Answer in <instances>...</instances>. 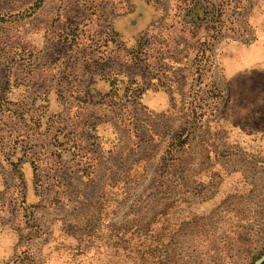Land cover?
Here are the masks:
<instances>
[{
	"label": "rangeland",
	"instance_id": "obj_1",
	"mask_svg": "<svg viewBox=\"0 0 264 264\" xmlns=\"http://www.w3.org/2000/svg\"><path fill=\"white\" fill-rule=\"evenodd\" d=\"M173 2L0 0V264L264 254V0H196L132 63Z\"/></svg>",
	"mask_w": 264,
	"mask_h": 264
},
{
	"label": "trees",
	"instance_id": "obj_2",
	"mask_svg": "<svg viewBox=\"0 0 264 264\" xmlns=\"http://www.w3.org/2000/svg\"><path fill=\"white\" fill-rule=\"evenodd\" d=\"M173 3H174L173 7L170 10V12L165 15V19L166 20L168 19L170 21L168 23L165 22V24H164L165 26L163 25L162 30L157 31V33H159L158 36L153 37V39H150V38H144L143 40L140 39V40H138V42L135 43L136 45H134V47L136 48L137 52L133 51V53H131V56L129 57V59L132 63H134L138 60H141V59H146V57L148 56L149 49L151 48V46L155 45L156 43H159L160 45L164 46L165 48L169 47L170 45L168 43H164V41L166 40L165 33L169 29L172 30V28L175 30L178 29L179 32L183 31V28L181 25L182 18L189 17L188 22H190V27L194 26V23H197V26H198L199 23L204 19L206 11H203V14H204L203 17H200V15L196 14V13H194V17L192 16V12L196 7H200L203 10H205V6L198 5L200 3H196V0H174ZM233 25L234 26L230 27L229 30L234 34V30L232 28L235 27V23ZM213 28H215V27H213ZM192 34L195 35L196 31H192ZM218 34L219 33H216L213 35V33H212V34H206L204 37L198 36L194 41L196 42L198 39L199 40L202 39V47H198L197 49L195 47L196 45L190 46L188 43H181L183 46L182 49H185L186 52H187V50H191V49L196 50V52L198 53V54L195 53L196 57L198 55L200 57V60H201L202 57L204 56L205 60H207L209 58H208V53H206V52L208 51V48H210V46L214 44L212 42H213V40L215 41L218 38ZM244 42L247 43V41H244ZM166 50L167 49L161 50L159 55L164 54L166 52ZM188 56H184V57H186V59H187ZM142 57H144V58H142ZM116 74H118V73H116ZM261 264H264V262H262Z\"/></svg>",
	"mask_w": 264,
	"mask_h": 264
},
{
	"label": "water",
	"instance_id": "obj_3",
	"mask_svg": "<svg viewBox=\"0 0 264 264\" xmlns=\"http://www.w3.org/2000/svg\"><path fill=\"white\" fill-rule=\"evenodd\" d=\"M264 262V254H262L255 262L254 264H261Z\"/></svg>",
	"mask_w": 264,
	"mask_h": 264
},
{
	"label": "crops",
	"instance_id": "obj_4",
	"mask_svg": "<svg viewBox=\"0 0 264 264\" xmlns=\"http://www.w3.org/2000/svg\"><path fill=\"white\" fill-rule=\"evenodd\" d=\"M4 233H7V231H4Z\"/></svg>",
	"mask_w": 264,
	"mask_h": 264
}]
</instances>
